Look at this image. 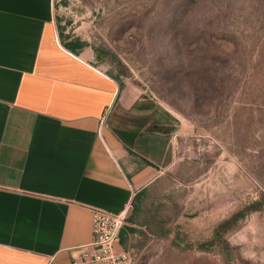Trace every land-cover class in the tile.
<instances>
[{
    "label": "rangeland",
    "instance_id": "obj_1",
    "mask_svg": "<svg viewBox=\"0 0 264 264\" xmlns=\"http://www.w3.org/2000/svg\"><path fill=\"white\" fill-rule=\"evenodd\" d=\"M54 19L176 114V162L125 226L132 264H264V0H54Z\"/></svg>",
    "mask_w": 264,
    "mask_h": 264
},
{
    "label": "crops",
    "instance_id": "obj_2",
    "mask_svg": "<svg viewBox=\"0 0 264 264\" xmlns=\"http://www.w3.org/2000/svg\"><path fill=\"white\" fill-rule=\"evenodd\" d=\"M80 42L54 0H0V264H85L93 210L122 211L176 162L175 112Z\"/></svg>",
    "mask_w": 264,
    "mask_h": 264
},
{
    "label": "built area",
    "instance_id": "obj_3",
    "mask_svg": "<svg viewBox=\"0 0 264 264\" xmlns=\"http://www.w3.org/2000/svg\"><path fill=\"white\" fill-rule=\"evenodd\" d=\"M131 201L122 211L112 212L100 208L93 210L92 241L80 249L75 263L132 264L127 251H118L122 232L132 211Z\"/></svg>",
    "mask_w": 264,
    "mask_h": 264
},
{
    "label": "trees",
    "instance_id": "obj_4",
    "mask_svg": "<svg viewBox=\"0 0 264 264\" xmlns=\"http://www.w3.org/2000/svg\"><path fill=\"white\" fill-rule=\"evenodd\" d=\"M80 46H85V43L84 42H80L79 43ZM116 79L120 80V78L118 76H116ZM121 85L123 86V84L121 83ZM243 213H239L238 215H236V217H234L232 220H227L225 221L223 224H221V228L223 227H226L227 225H229L233 220H237L239 219L240 217H242ZM219 233V232H218Z\"/></svg>",
    "mask_w": 264,
    "mask_h": 264
}]
</instances>
